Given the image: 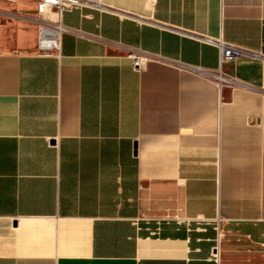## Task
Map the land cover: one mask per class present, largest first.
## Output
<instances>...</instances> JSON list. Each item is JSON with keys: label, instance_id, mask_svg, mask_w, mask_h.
Listing matches in <instances>:
<instances>
[{"label": "crops", "instance_id": "crops-1", "mask_svg": "<svg viewBox=\"0 0 264 264\" xmlns=\"http://www.w3.org/2000/svg\"><path fill=\"white\" fill-rule=\"evenodd\" d=\"M80 1L57 49L0 28V264H264V0ZM203 36L246 87L116 47L215 68Z\"/></svg>", "mask_w": 264, "mask_h": 264}, {"label": "built area", "instance_id": "built-area-1", "mask_svg": "<svg viewBox=\"0 0 264 264\" xmlns=\"http://www.w3.org/2000/svg\"><path fill=\"white\" fill-rule=\"evenodd\" d=\"M6 2H13L15 0H3ZM81 4L80 0H34L35 15L31 19L36 24V48L40 52H47L51 49L58 48V35L62 32H71L70 29L65 27L59 22V13L69 7L77 6ZM205 42L213 43L217 48V65L215 68H203L175 60L165 59L154 54H150L143 51H138L130 47L123 45H116V47L122 51L125 56L131 59V65L137 68L141 62L144 61H156L168 66L175 67L182 71L197 75L204 79L211 81L218 89L222 86H243L246 85L232 75L223 72L220 69V64L225 61H232L237 58H251L256 53L238 47L236 45L227 43L219 38L212 39L210 37H201ZM215 243L211 249L210 257L216 262L217 260V236L218 226L215 224Z\"/></svg>", "mask_w": 264, "mask_h": 264}, {"label": "rangeland", "instance_id": "rangeland-1", "mask_svg": "<svg viewBox=\"0 0 264 264\" xmlns=\"http://www.w3.org/2000/svg\"><path fill=\"white\" fill-rule=\"evenodd\" d=\"M28 5L29 2L26 1L21 5V8H27ZM31 17L32 15L24 10L10 8L8 4L5 5L0 3V28L3 29L6 34H9L16 27L29 23L25 18Z\"/></svg>", "mask_w": 264, "mask_h": 264}]
</instances>
